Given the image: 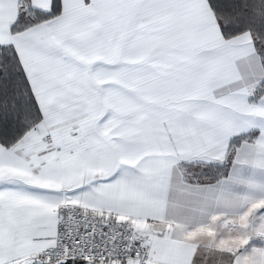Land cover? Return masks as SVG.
<instances>
[{
	"label": "snow or ice",
	"instance_id": "6c2138e0",
	"mask_svg": "<svg viewBox=\"0 0 264 264\" xmlns=\"http://www.w3.org/2000/svg\"><path fill=\"white\" fill-rule=\"evenodd\" d=\"M0 264H264V0H0Z\"/></svg>",
	"mask_w": 264,
	"mask_h": 264
}]
</instances>
